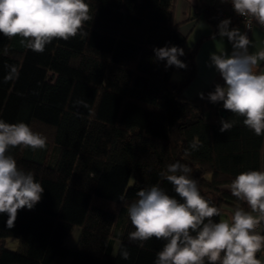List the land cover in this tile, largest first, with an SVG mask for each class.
<instances>
[{"label": "trees", "instance_id": "trees-1", "mask_svg": "<svg viewBox=\"0 0 264 264\" xmlns=\"http://www.w3.org/2000/svg\"><path fill=\"white\" fill-rule=\"evenodd\" d=\"M173 1L86 0L93 17L87 35L54 39L42 53L0 34V119L47 137L44 149L9 150L45 191L34 209L18 211L13 228L0 214V264H154L163 241L130 242L126 208L154 184L175 195L160 172L176 161L192 168L202 195L220 210L246 208L229 185L243 171L264 170V136L207 100L216 84L205 99L184 97L201 39L187 46ZM213 11L206 12L210 22ZM166 45L184 49L187 69H165L155 59L153 49ZM12 66L18 74L6 79ZM221 119L235 124L222 133ZM194 139L197 150L189 147ZM75 227L77 244L67 247ZM11 237L16 250L2 246Z\"/></svg>", "mask_w": 264, "mask_h": 264}, {"label": "clouds", "instance_id": "clouds-1", "mask_svg": "<svg viewBox=\"0 0 264 264\" xmlns=\"http://www.w3.org/2000/svg\"><path fill=\"white\" fill-rule=\"evenodd\" d=\"M230 2L234 12L250 25L255 21L264 27V0H222ZM86 0H0V34L9 39L19 36L28 49L42 53L55 40L68 41L84 32L92 20ZM231 19L219 22L218 36L227 38L231 53H210L207 66L214 68L223 80L207 94L212 104L242 117V123L256 136H264V47L249 52L251 41L246 32L230 27ZM216 39V35H213ZM5 51H7L5 49ZM157 61H166L165 69H187L180 59L185 55L178 46L154 48ZM12 66L6 79L17 75ZM205 99L204 93L199 94ZM220 132L230 130L235 121L221 119ZM47 137L34 132L25 122L8 123L0 119V214L7 215L6 227L15 226L18 211L32 210L41 201L45 188L32 171L19 167L12 148L44 149ZM200 141L190 143L191 150ZM192 168L176 161L166 165L160 176L170 183L175 195H169L159 184L141 188L126 212L133 227L130 242L139 247L156 238L163 241L154 264H264L258 253L264 251V170H247L235 176L229 188L237 201L230 219L221 216L220 208L202 195ZM127 260V249L120 251Z\"/></svg>", "mask_w": 264, "mask_h": 264}, {"label": "crops", "instance_id": "crops-1", "mask_svg": "<svg viewBox=\"0 0 264 264\" xmlns=\"http://www.w3.org/2000/svg\"><path fill=\"white\" fill-rule=\"evenodd\" d=\"M222 0H174L172 5L173 20L178 25L179 31L187 37L186 44L193 47L201 39L197 46L195 55L196 76L194 80L184 90L186 99L199 97L209 86L213 84L223 85V80L214 68L208 67L210 53L225 50L231 53L232 46L227 38L218 36V27L213 25L206 17L208 10L212 11L217 7L225 5ZM239 28V27H237ZM242 32L243 30L239 28ZM216 35V39H213ZM248 37L251 41L249 52H255L264 47V32L257 27H252ZM264 67V62H262ZM234 209L224 206L221 209L220 219H230ZM116 251V246L112 253ZM264 260V254L258 256Z\"/></svg>", "mask_w": 264, "mask_h": 264}, {"label": "built area", "instance_id": "built-area-1", "mask_svg": "<svg viewBox=\"0 0 264 264\" xmlns=\"http://www.w3.org/2000/svg\"><path fill=\"white\" fill-rule=\"evenodd\" d=\"M226 18L231 19L230 27H239L243 30V32H246L247 35L249 34L252 27H257L262 32H264V27H261L255 21H253L249 25L245 18H242L239 15H237L234 12L230 2H226L225 5L215 8L210 17V20L213 25L217 26L220 21Z\"/></svg>", "mask_w": 264, "mask_h": 264}, {"label": "rangeland", "instance_id": "rangeland-1", "mask_svg": "<svg viewBox=\"0 0 264 264\" xmlns=\"http://www.w3.org/2000/svg\"><path fill=\"white\" fill-rule=\"evenodd\" d=\"M176 77L178 76L176 75ZM79 233H80L79 227L73 228L68 238L65 241V245L67 247H75L78 241ZM2 246L9 250H16L18 246V239L13 237L7 238L2 242Z\"/></svg>", "mask_w": 264, "mask_h": 264}, {"label": "water", "instance_id": "water-1", "mask_svg": "<svg viewBox=\"0 0 264 264\" xmlns=\"http://www.w3.org/2000/svg\"><path fill=\"white\" fill-rule=\"evenodd\" d=\"M220 113H221V115H222V116L224 115V113H223V111H222V110H220Z\"/></svg>", "mask_w": 264, "mask_h": 264}]
</instances>
